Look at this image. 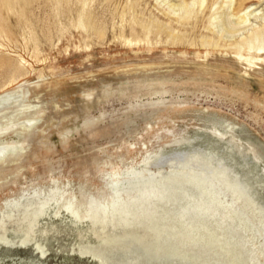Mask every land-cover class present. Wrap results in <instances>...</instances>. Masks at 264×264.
<instances>
[{
	"label": "rangeland",
	"instance_id": "374dc122",
	"mask_svg": "<svg viewBox=\"0 0 264 264\" xmlns=\"http://www.w3.org/2000/svg\"><path fill=\"white\" fill-rule=\"evenodd\" d=\"M187 1L0 0V264H264L260 0Z\"/></svg>",
	"mask_w": 264,
	"mask_h": 264
},
{
	"label": "bare ground",
	"instance_id": "6f19581e",
	"mask_svg": "<svg viewBox=\"0 0 264 264\" xmlns=\"http://www.w3.org/2000/svg\"><path fill=\"white\" fill-rule=\"evenodd\" d=\"M244 1H246V0H241V3ZM203 2H204V0H203ZM259 3H260V5H258V7L249 6L243 12L241 10L237 9V11H235V13H234L232 11L231 7H229V8H227L228 10L226 9L227 11L225 13L219 14L218 16L215 14L216 15L215 19L220 20V23H218V25H215V26L218 27L221 31H223L224 34H226V35H228V34L230 35L232 32H235V31H236L235 33L239 32V31H237L238 30L237 28H239L241 30H245L247 32L252 31L253 32V38L252 39L257 41L259 39V36H260V32H259L260 27L262 25L264 26V8L261 9V7L264 6V1L261 2V0H260ZM194 5H195V1L188 2L187 0H178V3L177 4L174 3L172 7L174 9L178 8V17H184V16L186 17V16H190L192 14V12H193L192 7ZM203 5H204V3H203ZM235 18H236V20H235ZM252 18H253V20H252ZM215 44L218 45V43H216V42H215ZM252 44H253V41H250L248 44L249 49H250L249 51L255 50V52H258L259 54H264V46L263 45L259 44L256 48H254V46ZM4 99H5L4 97H0V102L1 101L3 102Z\"/></svg>",
	"mask_w": 264,
	"mask_h": 264
}]
</instances>
